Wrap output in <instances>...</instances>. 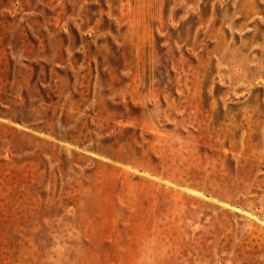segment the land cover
<instances>
[{"label":"rangeland","instance_id":"obj_1","mask_svg":"<svg viewBox=\"0 0 264 264\" xmlns=\"http://www.w3.org/2000/svg\"><path fill=\"white\" fill-rule=\"evenodd\" d=\"M0 264H264V0H0Z\"/></svg>","mask_w":264,"mask_h":264}]
</instances>
